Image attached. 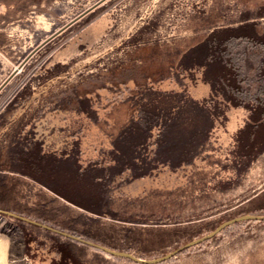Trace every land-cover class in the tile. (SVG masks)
I'll list each match as a JSON object with an SVG mask.
<instances>
[{
    "label": "rangeland",
    "instance_id": "374dc122",
    "mask_svg": "<svg viewBox=\"0 0 264 264\" xmlns=\"http://www.w3.org/2000/svg\"><path fill=\"white\" fill-rule=\"evenodd\" d=\"M213 36L264 97V0H0V86L38 48L0 91V264H264V129L230 126ZM40 154L89 167L105 213Z\"/></svg>",
    "mask_w": 264,
    "mask_h": 264
},
{
    "label": "trees",
    "instance_id": "16d2710c",
    "mask_svg": "<svg viewBox=\"0 0 264 264\" xmlns=\"http://www.w3.org/2000/svg\"><path fill=\"white\" fill-rule=\"evenodd\" d=\"M251 28V25H247L246 27L241 26L240 29L244 32L242 33L244 36L254 41L252 35H250L253 34ZM228 42V38L218 36L209 37L205 40L202 43V47H205L208 51V57L204 64L209 68L206 76L207 80L211 82L213 89H220L223 92L230 93L232 95L231 100L237 102L240 99L238 94L242 91L243 78L241 67L233 62L228 55H225ZM211 71H213L212 74H210ZM253 101L259 108L264 107V97L262 95L256 96ZM51 158L55 159L52 162L59 168L63 169L67 166L72 169L70 172L54 170L55 167L52 165ZM32 159L31 166L35 167L32 170L33 175L39 178L37 170L41 168L40 172L46 174L47 178L54 183L50 188L56 194L93 213L100 215L105 213V184L101 178L94 176L89 167H82L78 162L72 165L68 157L40 154ZM42 165L44 167H41ZM60 246L63 252H68L67 245L63 244Z\"/></svg>",
    "mask_w": 264,
    "mask_h": 264
},
{
    "label": "crops",
    "instance_id": "0c3cea01",
    "mask_svg": "<svg viewBox=\"0 0 264 264\" xmlns=\"http://www.w3.org/2000/svg\"><path fill=\"white\" fill-rule=\"evenodd\" d=\"M205 92L206 91L201 90V89L192 90L189 96L193 98L194 100H199L201 98H205L209 96V91L208 93H205ZM224 94L225 95H223V97L227 99H231L232 95L230 93L224 92ZM238 96L241 99V102L240 104L236 106H231V109L233 110V116L230 118V126L234 130H238V129L239 130H243V129L249 130V138L251 139L250 141H253L252 139L254 136V131L264 129V107L259 108L252 100L253 96L252 95L248 96V93L246 92L244 93V95H240V92H239ZM258 113H260L262 117L254 118V115ZM6 169L7 168L3 170L6 171ZM3 170L0 169V173H2Z\"/></svg>",
    "mask_w": 264,
    "mask_h": 264
},
{
    "label": "water",
    "instance_id": "95a60500",
    "mask_svg": "<svg viewBox=\"0 0 264 264\" xmlns=\"http://www.w3.org/2000/svg\"><path fill=\"white\" fill-rule=\"evenodd\" d=\"M38 48H36L33 52H31V54H29L28 55V57L25 59V61L20 65V66H18V67H16L15 69H14V71L11 73V75L4 81V83L0 86V91H1V89L2 88H4L5 86H6V84L10 81V79L11 78H13V76L22 68V66L27 62V60L32 56V54L37 50ZM21 218H23V219H25V220H28V221H31V220H29V219H27V218H25V217H21ZM31 222H35V221H31ZM221 227H223V225L221 226ZM220 227V228H221ZM75 238H78V237H75ZM201 240V239H200ZM192 243H189V244H187V246L188 245H191ZM103 249H106L105 247H102ZM106 250H108V249H106ZM109 252H111V253H114L115 251H113V250H108ZM119 253H123V252H119Z\"/></svg>",
    "mask_w": 264,
    "mask_h": 264
}]
</instances>
